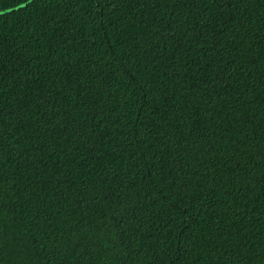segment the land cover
I'll return each mask as SVG.
<instances>
[{
	"label": "trees",
	"instance_id": "1",
	"mask_svg": "<svg viewBox=\"0 0 264 264\" xmlns=\"http://www.w3.org/2000/svg\"><path fill=\"white\" fill-rule=\"evenodd\" d=\"M0 264H264V0H0Z\"/></svg>",
	"mask_w": 264,
	"mask_h": 264
},
{
	"label": "snow or ice",
	"instance_id": "2",
	"mask_svg": "<svg viewBox=\"0 0 264 264\" xmlns=\"http://www.w3.org/2000/svg\"><path fill=\"white\" fill-rule=\"evenodd\" d=\"M21 7H23V5H20Z\"/></svg>",
	"mask_w": 264,
	"mask_h": 264
}]
</instances>
